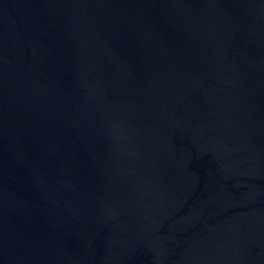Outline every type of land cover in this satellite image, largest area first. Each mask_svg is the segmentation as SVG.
<instances>
[{
    "label": "water",
    "instance_id": "95a60500",
    "mask_svg": "<svg viewBox=\"0 0 264 264\" xmlns=\"http://www.w3.org/2000/svg\"><path fill=\"white\" fill-rule=\"evenodd\" d=\"M0 264H264V0H0Z\"/></svg>",
    "mask_w": 264,
    "mask_h": 264
}]
</instances>
